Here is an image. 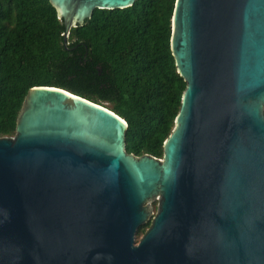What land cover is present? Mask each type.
<instances>
[{
	"label": "water",
	"instance_id": "1",
	"mask_svg": "<svg viewBox=\"0 0 264 264\" xmlns=\"http://www.w3.org/2000/svg\"><path fill=\"white\" fill-rule=\"evenodd\" d=\"M135 1L50 0L66 47ZM170 47L186 87L162 157L128 152L112 109L28 90L0 137V264H264V0H176Z\"/></svg>",
	"mask_w": 264,
	"mask_h": 264
},
{
	"label": "trees",
	"instance_id": "2",
	"mask_svg": "<svg viewBox=\"0 0 264 264\" xmlns=\"http://www.w3.org/2000/svg\"><path fill=\"white\" fill-rule=\"evenodd\" d=\"M175 1L97 8L71 29L66 47L50 0H0V137L15 135L32 86L55 85L111 102L128 122L127 151L162 157L186 87L170 47Z\"/></svg>",
	"mask_w": 264,
	"mask_h": 264
},
{
	"label": "rangeland",
	"instance_id": "3",
	"mask_svg": "<svg viewBox=\"0 0 264 264\" xmlns=\"http://www.w3.org/2000/svg\"><path fill=\"white\" fill-rule=\"evenodd\" d=\"M104 104H105L106 106H108L109 108L112 107V103H111V102L104 101ZM150 204H151V206H152V208H153V211L155 212L156 209H157L158 201H157V200H152ZM141 236H142V234H140L139 231H138V233H137V235H136V241H139L140 238H141Z\"/></svg>",
	"mask_w": 264,
	"mask_h": 264
}]
</instances>
